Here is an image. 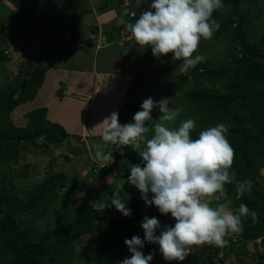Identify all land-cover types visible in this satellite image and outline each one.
I'll return each mask as SVG.
<instances>
[{"label":"trees","instance_id":"16d2710c","mask_svg":"<svg viewBox=\"0 0 264 264\" xmlns=\"http://www.w3.org/2000/svg\"><path fill=\"white\" fill-rule=\"evenodd\" d=\"M147 2L145 10L150 8L152 0ZM222 3L232 17L231 14L219 15L214 11L212 19L220 27L211 39L215 40L220 35L231 32L232 38L239 42L241 48L234 56L230 55L231 60L226 62V67L212 68L206 60L190 69L192 82L202 84L201 87L185 91L183 97L193 110L211 118L213 123L228 125L226 137L235 153L229 171L235 173V181L251 183V191L240 194L238 199L236 183L226 185L230 208L235 210L243 203L250 211L257 213V219L253 221L251 215L242 218L243 231L224 237L227 240L224 247L210 245L198 256L188 255L186 259L188 264H209L211 259H214V264H225L229 259L230 264V257L238 262L241 252H248V244L260 239L263 252L259 255L258 264H264V176L258 175L260 168L264 170V53L259 51L257 44L247 42L243 31L245 18L238 13L239 0H222ZM136 17L126 20L134 22ZM121 27L123 25L117 27L116 33L119 34ZM98 31H93L92 34L97 35ZM116 33L110 36L115 38L114 36H118ZM121 37L122 35L116 37V42L119 43ZM118 43L115 44L117 48L130 41H123L120 45ZM31 62V69L20 71L24 77L14 91L0 89V176L11 177V181H7L9 190L0 187V264H72L75 248L85 245L89 235L95 237V245L104 244L100 253L102 255L94 264H120L123 261L120 257L123 255L112 252L110 245L137 235L141 219L153 216V213L145 209L143 201L123 196V193L117 195L126 200V207L131 210L129 217L123 216L111 204L114 195H110V199L101 208L87 203L72 206L57 219L51 231L43 233L37 239L31 229L41 217L56 207L57 204L53 207L52 202L55 201L56 191L66 186L67 176L55 172L32 189L23 190L24 196L20 198L15 193L22 191L17 188L22 179L12 170L7 172L1 169L9 162L17 164L21 159V152L28 146L37 148L43 145L44 149H40L45 154L48 146H55L58 150L65 148V140L70 137L58 124L46 121L44 108L26 114L24 127L15 126L10 119L14 109L34 99L37 88L42 83L44 68L40 61ZM180 80H183L182 77ZM218 84H221V89L216 88ZM139 110L140 106L134 99H128L118 111L119 122H133V116ZM199 133L200 131L193 129L190 135L196 139ZM39 140L41 145L37 143ZM79 144L89 153H94L97 145L90 143L89 148H86L83 142L80 141ZM66 149L73 156L82 151L81 148L75 149L69 145ZM112 150L109 155H113L117 164V180L127 181L130 164L143 166L139 152L133 145L115 144ZM121 151L124 156L120 155ZM108 153L109 151L106 152ZM63 159L67 160L66 157ZM0 185L5 184L2 182ZM158 219L162 222L161 217ZM219 253L223 254L221 258H217Z\"/></svg>","mask_w":264,"mask_h":264},{"label":"rangeland","instance_id":"374dc122","mask_svg":"<svg viewBox=\"0 0 264 264\" xmlns=\"http://www.w3.org/2000/svg\"><path fill=\"white\" fill-rule=\"evenodd\" d=\"M8 1L15 6V9H10L7 5L2 6L0 4V89L14 91L20 85L24 77L23 72L20 71L26 70V68L28 71L33 66L31 60L35 63L38 62V60L41 61V67L44 68L42 75L43 79L44 76L47 75H52L53 77V73L57 74L56 77H60L59 71L62 67L72 68L81 62H77L76 57H81V55H83L82 49L80 48L75 52L74 47L70 46H75L76 43L88 44V42H90L95 49L92 51L93 54L95 51L97 54L98 50L101 48L108 49L106 51H101L99 54L100 57L113 54L112 49H119L118 51L120 53L126 54L124 57L120 58L118 62L114 63V67H117L122 61H126L119 66L118 69L121 72L132 73L133 76L132 87H130L131 89L128 91V95L132 98L125 96V100H122V104L128 99H134V101L141 106L142 102L149 97L157 102L162 98H167L170 100L169 107L180 109V115L177 120L174 124H170L169 127H177L180 122L186 119H194L196 122L194 130L196 132H201L217 124L213 123L210 120L211 118L203 115L200 111L193 110L192 106L184 99L183 93L185 91L201 87L202 83L198 85L192 82L189 70L187 72H180L177 69L180 62H172L171 54L155 58L150 48H141L136 44L134 38L129 39H131L130 42L133 45L131 47L136 49L134 54L135 57H131V51L124 52L128 48L123 50L115 46V44L118 43L116 42V37L118 36L112 38L110 35L116 33L117 27L121 26L118 24V21L120 19L128 20L127 13L129 11H132V13L137 16V19L142 12L147 10L144 9L147 3H149L147 0ZM37 5L38 8L40 6L42 7V17L40 19L43 24L51 23L53 20V25H50L48 28L42 26L39 30L41 35L36 36L38 39L36 41L34 37L25 33L26 27L24 28V26L27 24L29 28H32L38 23L39 19H36L32 15ZM216 12H218L219 15L226 16L231 14V12L224 7L216 10ZM24 13L25 15H23ZM238 13L245 18L243 31L246 33L247 42L257 44L259 51L264 53V0H239ZM26 15L29 16L27 19L32 18V25L30 26L28 23H23L27 20L24 18ZM95 16L102 19V22L98 24L95 21ZM47 29L50 33L46 31ZM68 31H70V37L75 38L71 42L69 39L67 40L66 34ZM93 31H98V34L93 35ZM115 35L119 34L116 33ZM48 37H51L52 42L48 43V40H43V38ZM24 39H26V41ZM78 39L81 42H79ZM120 41L128 40L123 39ZM105 42L113 44L108 46L105 45ZM70 48L73 49L71 50ZM240 48L241 45L232 38L231 32H227L226 34L220 35L215 40L201 39L198 50L194 55H202L204 57L202 61L207 60V63L212 68L226 67V62L231 60L230 55L234 56V54H237ZM72 51L74 52L73 55H75L74 58L70 56L72 55ZM68 54L69 56H67ZM111 60L110 58V61ZM53 69L56 70V72H54ZM180 77H182V81ZM47 84L48 85L44 87L42 80V83L37 88L34 99L25 105L17 107L11 112L10 119L15 126L24 127L26 124L25 115L41 108L46 109L45 118L47 122L57 123L50 118L51 113L49 111L51 108L50 105H44L45 100L43 95L44 93H49L50 95L55 93L57 98H61L62 96L59 92H56L55 87L50 86L49 83ZM216 88L221 89V84H218ZM151 115L153 121L147 122L149 127L157 122L155 119L160 116L159 109H154ZM87 123L89 122H86L85 127L79 134L81 136L79 140H76V137H69L65 140V148L69 145V147L75 149H82L76 156L71 155L69 151L67 149L65 150L63 147L58 150L55 146H48L45 148L46 153L44 154L42 152L44 149L43 145L37 148L28 146L21 152V159L17 164L9 162L4 164L1 168L2 171L6 170L10 172L12 170L11 172H16L22 179V181L19 182V186L17 185V188L22 189V191L19 190L15 193V195L20 198L24 196L23 190L32 189L34 185L44 182L49 175L55 172H61L67 176L66 186L64 189L56 191L55 201L52 202L53 207L57 204L56 207L53 211L41 217L32 227L31 230L34 231L33 233L35 234L34 238L38 239L43 233L51 231L57 219L62 216L65 210L72 206L87 203L101 208L110 199V195L119 196L120 193H123V196L143 201L141 194L134 186L128 184L127 181L117 180L115 177V166L117 167L115 161L103 168V162L96 158L95 152L89 153V151H84L85 148L79 144L80 140L85 138L88 144L92 143L88 141L92 140L89 136H92L93 131L95 132V129L92 128L94 127L92 124V127L88 130ZM146 135L150 138L152 132L150 131ZM94 139H96V144L103 143L102 137L99 139L94 137ZM37 143L41 145L42 142L39 140ZM113 145L115 144L108 143L104 147L105 153L109 151L108 154H110L113 151ZM143 147L144 144L142 143L140 149L136 150L139 152L143 150ZM63 157H66L67 160L63 159ZM258 175L264 176V170L262 168L258 170ZM7 181H11L10 176H4L3 178L0 176V184L2 182L5 184L4 186L0 185V187L9 190ZM238 196H240V193L237 195L236 199H238ZM149 198H151V194ZM215 205L216 201L213 200L211 206L214 207ZM145 209L153 213V216L161 217L162 225H174L175 221L172 220L170 215H161L154 206H145ZM142 220L143 219H141L138 224L139 230L137 233L141 239L144 237V232L141 228ZM158 234L159 230H157V235ZM228 235H230V233ZM228 235L225 237H228ZM260 242V239L250 242L246 248L248 252H241L242 254L238 262H236L233 257H230V264H258L260 260L259 255L263 252ZM94 243L95 237L89 235L85 245L82 246L81 244L77 246L75 248L76 254L72 259V264H94L98 257L102 255L100 253L104 249V244L99 243L95 245ZM110 247H112V252L121 253L123 255L120 257L121 261L131 255L124 241L115 242L111 244ZM209 247L211 246L207 244L193 246L189 255L195 254L198 256L205 248ZM142 251L145 255L155 251L156 254L151 264H168L160 255L158 245L146 243ZM222 256L223 254L219 253L217 258H221ZM228 261L229 259L226 260L225 264H229ZM214 262V259H211V263L209 264H214ZM182 264H188V260L185 259Z\"/></svg>","mask_w":264,"mask_h":264},{"label":"clouds","instance_id":"9594fccd","mask_svg":"<svg viewBox=\"0 0 264 264\" xmlns=\"http://www.w3.org/2000/svg\"><path fill=\"white\" fill-rule=\"evenodd\" d=\"M223 6L222 0H152L150 8L134 22L118 21L123 25L120 40L134 38L141 48H150L155 58L171 54L172 62H180L177 69L187 72L204 59L194 53L201 39H211L220 27L212 15ZM127 16L129 20L136 15L129 11ZM169 101L162 98L157 102L149 97L134 114L133 122L121 124L114 112L100 123L107 125L103 143L95 145V156L103 162L102 167L114 162L113 155L104 151L108 143L131 144L136 149L143 143L139 151L143 166L130 164L127 183L139 191L146 207L154 206L161 215H170L175 221L174 225H162L157 217L145 216L141 222L143 239L134 235L124 241L131 255L120 264H151L156 253L145 255L142 249L146 243L158 245L168 264H182L193 246L224 247L226 235L243 231L242 218L251 215L253 221L257 219V213L243 203L235 210L229 207L226 185L236 183L237 192L243 195L251 191V183L235 181V173L229 171L235 153L226 137L228 125L218 123L193 139L190 134L196 127L194 119L169 127L180 115V109L169 107ZM156 108L160 116L149 127L147 122L153 121L151 113ZM150 131L149 138L146 134ZM111 204L123 216L131 215L126 200L114 195Z\"/></svg>","mask_w":264,"mask_h":264},{"label":"crops","instance_id":"0c3cea01","mask_svg":"<svg viewBox=\"0 0 264 264\" xmlns=\"http://www.w3.org/2000/svg\"><path fill=\"white\" fill-rule=\"evenodd\" d=\"M0 4L2 6L7 5L10 9H15V6L8 0H0ZM38 5L32 12V15L36 19H39L36 26L32 28L27 26L26 23H28L29 26L32 25V18L27 19L29 17L28 15L24 16L27 20H23V23L26 24V26H24V28L26 27L25 33L34 37L36 41L38 40L36 36L41 35L39 30L42 26H46L48 28L50 25H53V20L51 23L43 24L40 19L42 17V7L40 6L38 8ZM23 15H25V13ZM94 18L98 24L99 22H102V19L99 17L95 16ZM46 31L49 32L48 29ZM66 35L67 40L69 39L70 42L75 39L70 37V31H68ZM24 40L26 41V39ZM43 40H48V43L52 42L51 37L43 38ZM79 42L81 41L79 40ZM83 46L86 47L84 48ZM131 46L133 45L130 42L128 45H124L120 48L123 50L128 48L124 52L131 51V57H135L134 54L136 49H133ZM70 47H74L75 52L80 48L82 49L83 55H81V57H76V61L81 62L72 68L62 67L59 71L60 77H56V73H53V77L52 75L44 76V87L45 85H48L47 83H49L50 86L55 87L56 92H59L62 96L61 98H57L55 93H52V95L44 93V95L42 94L45 100L44 105H50V118L52 121L57 122L63 129H65V131L72 138H81L79 134L85 127L86 122L90 123H87L88 130L93 125L94 127L92 128L95 129V132L93 131L92 136H89L92 140H88L93 144L96 142L94 137L97 139L102 137L103 132L107 127L106 124L100 123L112 113H118L124 97H130L128 95V91L131 89L130 87H132L131 84L133 76L132 73L121 72L118 69L119 66L124 64L126 61H122L119 66L114 67V63L118 62L120 58L126 55L120 53L118 51L119 49H112L113 54H107L106 57H100V52L108 49L101 48L98 50L97 54L96 51L93 54L92 51L95 49L91 43H76L75 46L71 45ZM73 53L74 52L72 51V55H70L71 58L75 57ZM67 56H69V54ZM110 58L112 59L111 61ZM53 71L56 72L54 69ZM80 141L85 144L86 148H89V144L85 138Z\"/></svg>","mask_w":264,"mask_h":264},{"label":"built area","instance_id":"2783aa9c","mask_svg":"<svg viewBox=\"0 0 264 264\" xmlns=\"http://www.w3.org/2000/svg\"><path fill=\"white\" fill-rule=\"evenodd\" d=\"M120 33H121V34H124L123 31H121ZM129 38H130V37H127V38L124 37V38H122V40H123V39H127V40H129Z\"/></svg>","mask_w":264,"mask_h":264},{"label":"water","instance_id":"95a60500","mask_svg":"<svg viewBox=\"0 0 264 264\" xmlns=\"http://www.w3.org/2000/svg\"><path fill=\"white\" fill-rule=\"evenodd\" d=\"M136 164V163H135Z\"/></svg>","mask_w":264,"mask_h":264}]
</instances>
